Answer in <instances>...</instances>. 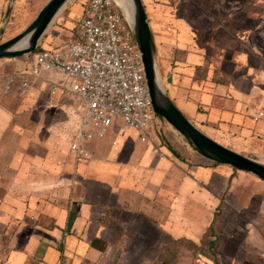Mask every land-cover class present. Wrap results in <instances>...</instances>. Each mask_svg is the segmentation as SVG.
<instances>
[{
  "label": "crops",
  "instance_id": "crops-1",
  "mask_svg": "<svg viewBox=\"0 0 264 264\" xmlns=\"http://www.w3.org/2000/svg\"><path fill=\"white\" fill-rule=\"evenodd\" d=\"M61 35L44 43L43 36L38 48L63 47L76 37L65 42ZM29 58L26 54L24 63ZM169 67V97L210 137L226 146L218 131L227 126L264 135V120L252 118L264 104V70L258 71L256 85L238 69L217 66L207 48L181 43L178 61ZM29 68L0 73L2 91L6 75ZM52 79L50 72H42L27 95L20 93L18 79L6 94L27 99L39 87L47 93ZM54 113L64 115L10 111L0 101V264H128V251L119 245L126 235L135 242L144 226L141 216L180 230L172 232L170 242L193 244L197 254H192V264H264V186L248 188V193L229 189L236 203L229 193L223 198L234 168L199 154L172 126L167 127L171 136L176 132L196 157L182 155L167 138L160 139L159 149L153 144L138 151L114 134L88 141L90 157L77 159L68 133L43 119ZM75 118L72 135L78 111ZM133 134L140 140L137 131ZM192 204L201 218L190 214ZM221 206L226 214L216 225ZM210 229L205 252L201 242Z\"/></svg>",
  "mask_w": 264,
  "mask_h": 264
},
{
  "label": "rangeland",
  "instance_id": "rangeland-1",
  "mask_svg": "<svg viewBox=\"0 0 264 264\" xmlns=\"http://www.w3.org/2000/svg\"><path fill=\"white\" fill-rule=\"evenodd\" d=\"M48 0H0V41H6L22 32L35 19ZM86 0H70L49 26L42 42L54 38L55 34H62L61 38L65 42L77 36L79 30L77 23ZM151 25L155 40L156 62L160 73L161 81L167 91V82L170 81L172 70L169 65L178 61V43L193 48L209 50L217 66L224 67L232 72L234 69L241 71L240 76L251 79L255 82L258 71L264 70V0H142ZM12 3V4H11ZM11 5L9 17L6 20L8 9ZM49 48V47H45ZM40 49V48H39ZM38 49V50H39ZM25 55L14 58L0 59V73L24 70L31 63H24ZM53 75V82H61L64 76L55 71H43ZM170 72V73H169ZM1 84V83H0ZM258 85V84H256ZM50 87V85H49ZM47 93L41 91L40 87L34 90L27 99H20L6 94L0 87V101L4 103L10 111H59L64 115L55 114L45 116L43 119L48 122H55L61 129L68 133L70 141L73 140L74 125L76 123L75 111L77 103L73 95L67 94L58 97L59 104L52 108L44 107V102L48 99ZM261 105L260 107H262ZM161 116H156L155 124L148 129L149 138L152 141L140 142L134 137L133 130L123 124L119 116L114 118L112 126L109 128L107 136H118L120 140L127 139L128 146L134 150L141 147L154 146L159 149L162 144L160 139H170L171 143L178 151L185 156L196 157L192 150L182 143L180 136L172 137L171 127L168 122L162 120ZM212 136L213 131L208 130ZM218 136L229 148L240 152L246 156L257 159L264 164V135L256 131H244L225 127L224 131L219 130ZM178 138V144L175 143ZM218 138V137H217ZM178 145V146H177ZM189 153V155H188ZM178 166V173L181 172ZM184 169L186 166H183ZM180 179L178 178V186ZM170 186V185H169ZM264 180L255 175L241 171L232 170L228 180V190L237 187L240 191L248 193V188L261 189ZM170 192H168L169 204ZM230 202L236 203L235 198L229 193ZM193 206V207H191ZM190 214L196 218L202 217V212L197 210L193 204ZM223 206L216 213V225L224 216ZM192 210V211H191ZM217 211V209H216ZM189 213V211H188ZM226 214V213H225ZM144 223L139 229L138 236L122 237L120 248L128 251V264H165V260L170 252L175 254V258L166 264H192V254L196 255L197 248L190 242H181L173 245L172 249L166 248V244L171 241L172 234L178 235L172 225L163 223L166 228L159 227L153 220L140 217ZM178 229V228H176ZM175 230V231H174ZM214 229H210L208 234L203 235L201 242L202 250L207 251L210 234ZM173 232V233H172ZM204 252V253H205Z\"/></svg>",
  "mask_w": 264,
  "mask_h": 264
},
{
  "label": "built area",
  "instance_id": "built-area-1",
  "mask_svg": "<svg viewBox=\"0 0 264 264\" xmlns=\"http://www.w3.org/2000/svg\"><path fill=\"white\" fill-rule=\"evenodd\" d=\"M77 28V36L67 45L27 54L29 70L6 75L4 92L9 93L19 79L20 93L27 95L43 71L64 76L65 81L50 82L46 107H54L58 97L73 95L79 122L70 150L77 159L90 157L86 143L105 137L116 116L147 141L157 114L142 52L124 14L114 0H86ZM252 118L264 120V104Z\"/></svg>",
  "mask_w": 264,
  "mask_h": 264
},
{
  "label": "water",
  "instance_id": "water-1",
  "mask_svg": "<svg viewBox=\"0 0 264 264\" xmlns=\"http://www.w3.org/2000/svg\"><path fill=\"white\" fill-rule=\"evenodd\" d=\"M15 0H12V3ZM70 0H48L35 19L22 32L14 37L0 41V59L14 58L33 53L49 26ZM115 1V0H114ZM135 7L134 25L124 17L130 25L134 37L142 52L144 72L152 99L153 109L157 115L168 122L199 154L214 162L229 165L234 169L245 171L264 180V164L257 159L237 152L210 137L197 127L172 101L163 83L158 81L156 48L151 25L142 0H133ZM116 2V1H115ZM11 3V4H12ZM8 9L6 20L10 14ZM3 34V28L1 30ZM27 44L21 45L24 40ZM160 74V73H159Z\"/></svg>",
  "mask_w": 264,
  "mask_h": 264
},
{
  "label": "bare ground",
  "instance_id": "bare-ground-1",
  "mask_svg": "<svg viewBox=\"0 0 264 264\" xmlns=\"http://www.w3.org/2000/svg\"><path fill=\"white\" fill-rule=\"evenodd\" d=\"M116 3L120 6L122 11L124 12L127 20L134 25V16H135V7H134V1L133 0H115ZM27 39L21 43V45L27 44ZM158 81L162 85V81L160 78V74L158 73Z\"/></svg>",
  "mask_w": 264,
  "mask_h": 264
},
{
  "label": "trees",
  "instance_id": "trees-1",
  "mask_svg": "<svg viewBox=\"0 0 264 264\" xmlns=\"http://www.w3.org/2000/svg\"><path fill=\"white\" fill-rule=\"evenodd\" d=\"M40 48V47H39ZM37 48V50L39 49ZM36 50V51H37ZM159 116V115H158ZM162 120H164L162 117H160ZM178 157H179V154H178ZM183 242L182 240H174L172 242H169L168 244H166V248H169V249H172L173 245L175 246L176 244L178 243H181ZM175 258V254L173 252H170L169 255L167 256L166 260H165V264L168 263L169 261H171L172 259Z\"/></svg>",
  "mask_w": 264,
  "mask_h": 264
}]
</instances>
